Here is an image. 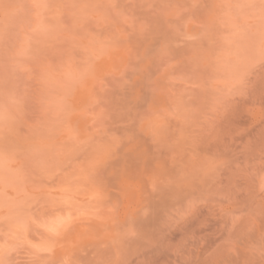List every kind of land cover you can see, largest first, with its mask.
<instances>
[{
	"label": "rangeland",
	"instance_id": "374dc122",
	"mask_svg": "<svg viewBox=\"0 0 264 264\" xmlns=\"http://www.w3.org/2000/svg\"><path fill=\"white\" fill-rule=\"evenodd\" d=\"M0 264H264V0H0Z\"/></svg>",
	"mask_w": 264,
	"mask_h": 264
}]
</instances>
